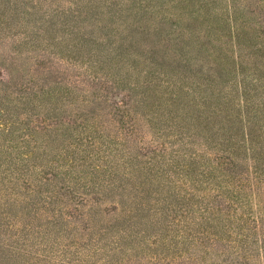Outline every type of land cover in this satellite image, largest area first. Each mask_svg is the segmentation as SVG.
Wrapping results in <instances>:
<instances>
[{"label":"rangeland","instance_id":"1","mask_svg":"<svg viewBox=\"0 0 264 264\" xmlns=\"http://www.w3.org/2000/svg\"><path fill=\"white\" fill-rule=\"evenodd\" d=\"M106 1L90 7L83 0H0V238L20 235V241L30 238L31 249L50 252L37 264L128 257L134 263L145 258V249L136 247L145 236H128L124 227L148 238L166 228L178 231V222L190 227L195 211L182 203L186 186H210L191 201L214 206L216 185L203 184L200 173L185 175L176 164L183 153L198 154L209 140L216 146L231 131L226 119L208 112L218 109L217 100L206 110L193 105L212 97L211 84L237 96L235 72L232 81L221 82L227 77L223 53L239 57L236 78L243 69L249 88L264 77V0H207L214 14L229 18L231 33L223 22L220 28L204 18L180 21L155 0H138L144 8ZM111 2L117 4L109 9ZM109 10L120 15L118 23L108 21ZM108 41L127 49L126 63L133 56L146 60L141 73H117ZM172 55L183 61L179 77L164 68ZM180 86L190 96L175 108L167 98ZM250 91L264 101V87ZM120 108L129 113L121 116ZM199 110L204 117H197ZM84 194L94 203H81ZM161 209L174 220L165 222ZM147 213L162 222L146 223L156 218L147 220ZM188 261L194 263H178Z\"/></svg>","mask_w":264,"mask_h":264},{"label":"trees","instance_id":"2","mask_svg":"<svg viewBox=\"0 0 264 264\" xmlns=\"http://www.w3.org/2000/svg\"><path fill=\"white\" fill-rule=\"evenodd\" d=\"M83 1L86 5H91L90 7L100 4L108 5L106 0ZM155 2L161 8L160 10H171L172 15L177 17L178 20L180 19V21L186 18L197 22L204 18L211 23H217L220 28L225 25L223 27H227L231 33L229 18L224 12L214 14L210 10L211 7L207 0H155ZM130 3H137L142 8L146 7L143 2H138V0H123L122 6L125 4L129 6ZM116 4L115 2H111V5L108 6L109 9L113 8ZM114 9L117 10L119 8ZM106 13L107 15L109 14V22L118 23L119 14H114L111 10ZM211 15H215L214 18ZM218 27L216 28L220 29ZM233 27L237 28L236 25ZM184 29L185 34H189L190 38L194 36L192 28L191 30L188 28ZM109 46L111 47L109 53H115V57L118 60L117 73L121 75L122 73H126L129 76L130 74L141 73L139 68L142 64L146 63V60L142 61L141 57L133 56L126 63L129 56L126 53L127 49H124L122 45L112 48L113 44L111 42H109ZM114 50L115 52H113ZM229 54L223 53L220 56L222 58L221 68L227 75L221 82L232 81L231 79H234V75L232 74L235 72L233 87L237 92V96L232 91H225L223 87L218 88L217 83L211 84L212 97L203 106H199L196 103L193 106L204 107L206 110L213 99L214 101L217 100L215 103L218 109L213 110L209 108L208 112L216 118L223 117L226 119L231 124V131H229L230 133L225 137V140L218 141L216 146H212V141L209 140L198 154L191 153L189 156H184L185 153H183L181 156L183 157V162L176 164L185 175L191 176L200 173L202 178H204L203 180L200 179L203 184L210 185L212 183L216 185L211 188L216 193L215 205L203 206L200 202L193 203L191 201L195 193L200 194L210 186L197 188V186L192 184L188 188L187 185L184 191L185 194L183 195V199L187 201L182 203H191L192 207L190 209L195 211L193 220L190 222L191 226L181 227L178 222L176 223L178 231L173 232L165 227L166 229L159 236H154L153 238H148L147 234L143 231L138 232L133 229L132 225L124 227L123 229L128 233V236H136L139 233L145 236L143 238L144 243L139 242V245L136 246L145 249L146 253H142L145 258L141 257L140 260L134 263L128 261L130 257L126 261H124V258L106 259L110 262L108 264H180L178 262L187 259H194V263L188 261L187 264H254L250 262V258H256L255 263L259 259V264H264V230L261 229V222L264 221V130L260 131L258 128L259 126H261V129L264 128V119L261 116L264 109V101L260 95H254L250 91L264 87V77L255 78L256 83L253 82V87L249 88L250 84H247V80L243 76V69L239 71L240 79L237 80L236 78L235 70L238 63L235 58L239 57L236 55L234 58L235 54ZM96 55L102 54L96 53ZM172 57L170 59L174 62L164 61L166 67L163 66L167 71H172L179 77L182 75L180 72L184 65H180L183 61L181 57L174 55ZM125 58L127 59L125 60ZM102 61L103 59H100V63ZM106 61L104 59L103 65L106 64ZM109 65L113 67V63H109ZM124 80L126 79L123 76L121 81ZM184 87L180 86L176 94L167 98L168 104L176 108L181 105L185 97L190 96V91L185 90ZM47 92L54 94L50 91ZM253 97L257 100H253ZM119 111L121 112V116H126L129 113L125 108H120ZM198 112L197 117H204V114H202L203 110H199ZM206 119H210V116H207ZM260 119L263 120L262 124H260ZM233 128H237V130L234 132ZM182 147L184 148V146ZM183 148H179L180 151ZM132 175H134L133 171L128 177ZM145 177L149 179V183H152L148 176L145 175ZM187 179L193 181V178H186L187 184ZM171 188H175V186H171ZM216 190L220 192H216ZM80 197L81 203H87L88 201L92 202V204L94 203V200H89L86 194ZM157 197L159 196H154L153 198L158 201L162 199V202L167 200V197ZM178 197L176 194L175 199ZM165 204L166 207L169 206L168 201ZM184 207V212L189 211V208ZM129 210V208L128 210L124 209L122 212L125 215ZM161 210H163L162 214L165 222L169 219L170 222L174 220V217L166 214L164 209ZM146 215H148L147 220L156 217L153 213H147ZM163 218L158 219L156 217L151 221H146V223H160ZM246 222H252V224L249 226ZM23 229H26L25 224ZM12 238L14 240L0 238L1 264H37L38 260L41 259L40 256H43V258L49 256L50 252H41L39 248L31 249V244L28 242L30 238L24 241H20V235ZM147 248L149 251H146ZM133 249H135L134 246L129 250V253ZM170 250L173 252L171 253ZM122 251L125 250L122 249ZM118 253V250L112 252L114 256ZM51 258L53 257L51 256ZM171 258L174 262H170ZM240 258H245L249 263L241 261ZM82 262L87 264L86 260Z\"/></svg>","mask_w":264,"mask_h":264}]
</instances>
